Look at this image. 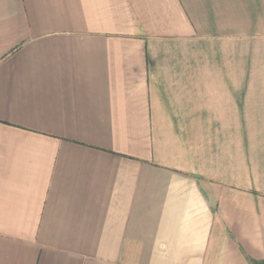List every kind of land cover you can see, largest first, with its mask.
Instances as JSON below:
<instances>
[{
	"label": "crops",
	"instance_id": "obj_1",
	"mask_svg": "<svg viewBox=\"0 0 264 264\" xmlns=\"http://www.w3.org/2000/svg\"><path fill=\"white\" fill-rule=\"evenodd\" d=\"M0 264H264V0H0Z\"/></svg>",
	"mask_w": 264,
	"mask_h": 264
}]
</instances>
